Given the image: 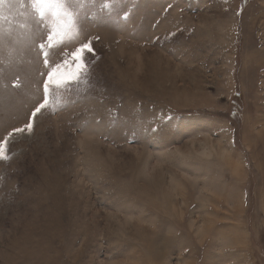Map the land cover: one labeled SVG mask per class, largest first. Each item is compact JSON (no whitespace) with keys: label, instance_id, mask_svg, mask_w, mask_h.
<instances>
[{"label":"rangeland","instance_id":"rangeland-1","mask_svg":"<svg viewBox=\"0 0 264 264\" xmlns=\"http://www.w3.org/2000/svg\"><path fill=\"white\" fill-rule=\"evenodd\" d=\"M64 6L43 50L51 13L0 6V264H264V0Z\"/></svg>","mask_w":264,"mask_h":264},{"label":"snow or ice","instance_id":"snow-or-ice-1","mask_svg":"<svg viewBox=\"0 0 264 264\" xmlns=\"http://www.w3.org/2000/svg\"><path fill=\"white\" fill-rule=\"evenodd\" d=\"M4 3L5 0H0V6H2ZM32 3L42 18L48 13H51V15L54 17V27L47 34L46 43H40L39 48L43 50L46 47H55L58 42L57 38L60 37L62 39L67 31L65 17L68 16V12L64 6V0H32ZM61 46H63L62 43ZM93 52L94 50L91 47V40L86 39L85 41L80 42L79 46L71 52V59H65L62 64H57L52 69V71L47 73V79L44 81L43 99L33 110L32 117H35L37 113H40L48 106V91L50 85L56 84L59 86L61 84H66L69 79H76L82 70H84L85 76L90 74L89 70L87 69L86 62L84 61V54ZM44 56V62L47 64L49 62L47 59L48 53L45 52ZM25 128L30 132L32 129V123L30 122L26 124L24 128L14 129L13 132H22ZM8 135L11 136L12 133L10 132ZM6 141L7 137L5 138V141H0V160H5L8 158L5 148Z\"/></svg>","mask_w":264,"mask_h":264}]
</instances>
